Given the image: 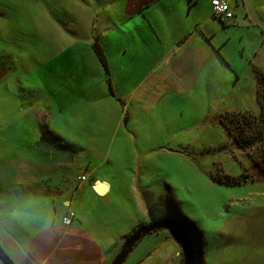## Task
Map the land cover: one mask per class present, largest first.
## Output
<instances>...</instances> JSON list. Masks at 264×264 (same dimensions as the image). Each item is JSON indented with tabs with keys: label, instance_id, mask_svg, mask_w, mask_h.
I'll return each mask as SVG.
<instances>
[{
	"label": "rangeland",
	"instance_id": "rangeland-1",
	"mask_svg": "<svg viewBox=\"0 0 264 264\" xmlns=\"http://www.w3.org/2000/svg\"><path fill=\"white\" fill-rule=\"evenodd\" d=\"M180 1L186 6L187 0H158L147 14V8L134 10L144 0H90L94 13L89 12V0H0V168L4 171L15 164L17 168L27 167V162L41 168L44 159L38 157L40 147L33 138L35 133H30L21 119L22 106H30L31 100L45 106L70 101V94H54L44 88L57 87V80L52 79L57 71L63 72L69 87L74 86L75 72L80 69L88 78H106L87 42L97 40L105 52L111 85L119 97L117 104L129 118L125 134H112L119 116L112 114L108 103L97 104L106 108L95 104L91 110L80 108L74 117L79 118L76 128L84 133V145L96 149V153L87 152L95 156H90L89 168H98L97 174L103 173L113 184L108 204L95 202L87 223L101 242L118 241L117 253L135 230L163 218L187 226L196 254L198 233L204 242L206 235L222 242L221 234L229 236L239 216L255 214L261 218L259 221L264 220V180L236 184L224 180V175L242 174L240 162L247 166L250 163L220 122L225 112L260 113L253 68L264 70V0H228L234 17L226 21L225 27L212 17L210 0L198 1L200 12L191 9L189 17L180 14L174 20ZM61 4L75 7L82 15L81 19L76 17L77 25L72 20L67 22L71 28L76 27L74 32L79 38L68 39L65 52L56 44L43 43L33 26L36 13L59 18ZM206 13L209 18L188 26L193 24V17H205ZM12 18L16 25L11 24ZM63 18L70 21L67 15ZM194 28L195 32L190 31ZM32 86L34 92L27 93ZM37 114L39 124H43V113ZM62 117L72 115L65 110ZM67 123L61 121L58 128L68 129ZM91 125L99 132L93 141L86 131ZM112 143L109 155H101L102 147ZM120 146L123 153L114 156L112 153ZM0 187H4L1 181ZM18 191L16 206L21 208L25 205L20 201L22 188ZM7 193L0 189V203L7 199ZM66 199H70L69 194L53 191L32 195L28 203L35 207L34 212L51 215L62 210ZM4 210L0 221L9 219L7 225L14 229L22 217L8 213L7 206ZM182 215L189 224L181 219ZM207 218L216 219L217 225H211ZM197 225H201L205 236L202 230L197 232ZM263 226L259 223V229ZM37 227L33 223L32 230ZM126 228L128 233L122 237L120 230ZM18 234L22 242L29 237H24L21 230ZM258 242L263 245L260 237ZM207 248L206 244L204 252ZM180 251L170 231L163 228L143 236L123 264H180ZM228 251L234 253L232 258L241 254L231 247ZM201 260L203 253L195 257L193 264H201Z\"/></svg>",
	"mask_w": 264,
	"mask_h": 264
},
{
	"label": "crops",
	"instance_id": "crops-1",
	"mask_svg": "<svg viewBox=\"0 0 264 264\" xmlns=\"http://www.w3.org/2000/svg\"><path fill=\"white\" fill-rule=\"evenodd\" d=\"M157 1L158 0H144V2L140 3V6L134 10L137 11L142 10V8H147L148 14L149 7L153 6ZM198 1L200 0H187L186 6L185 3L182 4L180 1L181 4H178L179 10L174 12V20L177 21L180 14L186 18L189 17L191 9H194V11L196 10V12L199 10L200 12ZM64 8H66V6H63V4L59 5V20L65 19L61 15L64 12ZM157 8L160 9L161 7L157 6ZM89 12L94 13L91 2L89 5ZM131 13L130 11L128 12V14ZM73 14L68 18L70 21L62 20V22L66 24V27H63L60 23L55 24L52 18L43 16V19L46 18L49 24L48 27H46V25L44 26L43 31L52 30V33L51 31L47 34L45 32L46 36H43V43L56 44L58 49L63 48V52H65L66 48L69 47H64V45L68 43V39L74 40L79 38V36H76L77 32H74V28L76 27L71 28L67 23L73 21V23L77 25L76 22H79V20L76 19V16ZM90 16L89 14L88 19ZM128 17H131V15H128ZM204 18H209L208 13H206L205 17H193V24L188 26L192 27L193 25H198L202 23L201 20ZM61 28L64 29L66 33L63 32ZM193 30L194 32L196 31L195 28L190 31ZM187 36L188 35H185L183 39H186ZM80 39L84 40L81 37ZM183 39L181 41H183ZM87 44H89L91 50L92 42H87ZM75 73L77 77L74 79V86L72 87L67 86L65 75L60 71L52 75L53 81L55 78L58 83L56 88L53 89L52 87L44 86L46 92L52 91L54 94L62 95L70 94V101H55L51 103V105L45 106L41 101L37 102L31 100L30 106H22V114L20 113L22 116L21 119H23V122L26 124V129L32 134L35 133L33 138L40 147V149H37V153L39 154L38 157H44L41 162V168H34L35 163L29 164L28 162L26 163L27 167L19 166L17 168L15 164L8 167L6 171H4L5 168H0V181L4 185V187H0V189H4L8 192L7 199H4V201L0 203V215L5 214L4 209H6L7 206L10 209L8 213L16 214L15 216H17V218L22 217V220H18V223L13 225L14 229L7 225L8 222H11L9 219L6 218L0 221V247L15 264H110L117 253L118 241L112 242L110 239H107L106 242H101L100 239H97L95 235L91 233L90 229H92V225L87 223L89 220L88 214L91 212L92 207H94L95 202L108 204V196L112 191L113 184L102 176L103 173L101 175L97 174L98 172L96 170L98 168H89L91 164L90 156L93 157L94 154L91 153L89 156L87 152H95L96 149L84 145V133L79 127L76 128V125L79 123V118L78 116L74 117V113L83 107L91 110L94 104L97 108H106L105 105L100 106L97 104H99V102L108 103V109L112 114L118 113L119 116V118L115 120V126L113 127L112 134L115 136H117L118 133L122 135L125 134L124 129H126V122L129 118L124 114L123 108L121 109V107L118 106L117 100L119 97L115 95L114 91L109 89L105 75L101 78L98 76L88 78L85 70L81 69L76 70ZM27 90V93L34 92V87H28ZM65 110L72 115L71 118L66 117L64 119L62 117ZM38 112L43 113V123H47L55 133L60 136L64 135L63 138L66 141L69 140V142L81 146L82 149L80 151H66L43 139L39 128L42 124H39ZM88 117L93 120L90 115H88ZM61 121L68 122L65 124L68 129L63 130L58 128V124L61 123ZM122 121H124V124ZM88 124L89 123H87V125ZM92 126L93 125L86 129L89 133L88 135L93 137V139H89L90 141L95 140L94 137L99 134V132L94 131ZM37 130L39 131L38 133L35 132ZM65 135L69 136L66 137ZM79 142L81 144H78ZM104 147H108L106 152ZM113 147V143L104 145L101 155L108 156ZM152 150H155V148H152ZM122 151L120 146L118 152L112 154H114V156L119 155V152L121 154L123 153ZM109 163L112 164L113 162L110 161ZM85 166L86 168H84ZM110 167L117 168L116 165H111ZM109 171L110 169L107 168L106 172ZM52 175H55V177L50 179ZM80 175H84L86 177L85 180H79L78 176ZM102 182L104 184H101ZM99 186L102 187L101 191L100 188H98ZM20 188H22L23 191L20 201L26 205H23L21 208L16 206V203L19 201L16 195L20 192L18 191ZM53 191L57 192V194L70 195V199H66L62 204V210H57V212L54 211L51 215H43L34 212L35 207L28 203L30 199H32V195L38 197V195L42 194H51ZM90 195H92V197H90ZM24 207L28 210L26 214L23 213ZM69 211L74 213V217L69 225H64L62 223V217ZM8 213L6 212V214ZM250 215L253 216H244V218L239 216V219L236 220L233 229L230 231L231 234L229 236L227 234H221L222 242L218 240L217 237L206 235L203 229L200 228L201 225L196 226L198 231L202 230L204 236L206 235V242L201 245L204 264H208V262L212 264H264V226L259 229V223H264V220L259 221L261 220L260 217L255 214ZM207 221L213 226L217 225L216 219L207 218ZM35 222L38 227L36 231H33V223ZM27 229L29 230L28 233L26 231ZM18 230L23 232L24 237L29 236L26 238L25 242L19 239ZM127 233V228L120 230L122 237ZM99 234L98 232V235ZM259 237L263 245L258 242ZM210 240H212L214 244ZM206 244L208 248L207 251L204 252V246H206ZM230 247L241 254H236L237 256L232 258L234 254L232 251L225 252L227 248ZM178 251L179 248H177L176 254Z\"/></svg>",
	"mask_w": 264,
	"mask_h": 264
},
{
	"label": "trees",
	"instance_id": "trees-1",
	"mask_svg": "<svg viewBox=\"0 0 264 264\" xmlns=\"http://www.w3.org/2000/svg\"><path fill=\"white\" fill-rule=\"evenodd\" d=\"M229 3L230 9L232 10V4L228 0H225ZM90 2V1H89ZM210 7H211V12L213 15L212 11V6L210 2ZM75 7L73 8H64V12L61 14L62 17L67 15V19L73 14L74 16L81 18L82 15L79 11L76 13ZM233 12V10H232ZM79 14V15H77ZM60 16V15H59ZM215 17V16H213ZM234 17V14H233ZM35 22L33 24L35 31H38L40 34V38L43 39V36L45 37V32L44 26L46 27L49 26L47 23L46 18L43 19V16L41 15V12L39 14L36 13L34 16ZM218 19V21L222 24L223 27H225L226 21L220 19L219 17H215ZM14 19L12 18L11 24L17 23L13 21ZM52 21H56L60 23L63 27H66V24L62 22V20H59V18L55 19L52 18ZM45 27V28H46ZM49 31L46 32V34ZM68 32V31H67ZM52 33V31H51ZM91 48L93 49V53L96 56L98 62L102 66L105 74H106V82L108 84V87L111 91L112 90V85H111V77H110V71H109V66H108V59L105 55V52L98 43L97 40L93 41L91 44ZM255 79H256V96H257V101L259 103L260 107V113L254 114L249 110H242V111H233V112H225L221 114L220 117V122L222 126L224 127L225 132L229 136V138L232 140V143L236 146L237 149L244 151L246 153V157H248V161L250 165H245L243 162H240L241 167H242V174L240 176H231V175H224L225 181L228 183H241L245 181H255V180H264V70L259 69L258 67L254 66L253 68ZM3 75V72H0V76ZM40 129L42 132V137L49 143L54 144L60 149L66 150V151H80L82 149L81 146L71 143L69 141H66L62 136L59 134L55 133L53 130H51L48 126L47 123H43L40 125ZM222 147L225 144H221ZM221 180V179H220ZM222 180V181H224ZM171 219L176 223V225L182 230L184 235L189 239V243L191 244V249H192V264L193 261L195 260V257L198 258V255L201 256L202 254V249L201 245L204 244V240L200 239V234L199 239H198V247H199V253H195L196 250L192 248L193 246V240L192 236L187 234V230L185 225L182 224L178 225L176 220L173 218H168ZM181 219L189 224L188 218L184 215H182ZM153 221V220H152ZM182 227V228H181ZM159 230V229H157ZM157 230H154L151 233L157 232ZM197 230V228H196ZM197 232H200L197 230ZM172 235V234H171ZM173 237V236H172ZM195 253V256H194ZM180 256H181V263H183V258H182V253L180 251ZM201 264H204L203 261H200ZM0 264H2L0 262Z\"/></svg>",
	"mask_w": 264,
	"mask_h": 264
},
{
	"label": "water",
	"instance_id": "water-1",
	"mask_svg": "<svg viewBox=\"0 0 264 264\" xmlns=\"http://www.w3.org/2000/svg\"><path fill=\"white\" fill-rule=\"evenodd\" d=\"M101 184H104L103 182ZM100 184V185H101ZM100 191L102 187L99 186ZM168 229L172 234L173 238L179 244L181 248L183 263L182 264H192V249L189 239L184 235L182 230L176 225L174 221L168 218H163L159 221L152 222L148 225L142 226L139 229L135 230L130 236L126 238L120 251L110 262V264H123L127 255L130 253L135 244L146 234H150L157 229ZM0 262L2 264H15L9 256L3 251L0 247Z\"/></svg>",
	"mask_w": 264,
	"mask_h": 264
},
{
	"label": "built area",
	"instance_id": "built-area-1",
	"mask_svg": "<svg viewBox=\"0 0 264 264\" xmlns=\"http://www.w3.org/2000/svg\"><path fill=\"white\" fill-rule=\"evenodd\" d=\"M213 16L219 17L220 19L224 21H228L233 18V12L230 9L229 3L225 0H210ZM84 175L78 176L79 180H85ZM74 217V213L72 211L67 212L62 217V223L64 225H69Z\"/></svg>",
	"mask_w": 264,
	"mask_h": 264
}]
</instances>
